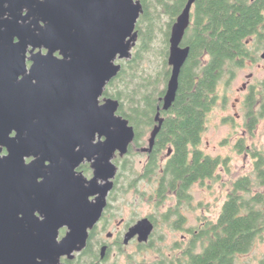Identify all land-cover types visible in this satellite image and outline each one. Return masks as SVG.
<instances>
[{
	"label": "water",
	"instance_id": "water-1",
	"mask_svg": "<svg viewBox=\"0 0 264 264\" xmlns=\"http://www.w3.org/2000/svg\"><path fill=\"white\" fill-rule=\"evenodd\" d=\"M195 1L171 28L164 111L190 54ZM143 11L141 0H0V264H65L86 247L114 184L113 158L136 136L105 89L133 56ZM155 120L143 151L155 146L160 110ZM85 161L90 179L79 171ZM153 229L146 217L131 235L146 241Z\"/></svg>",
	"mask_w": 264,
	"mask_h": 264
},
{
	"label": "trees",
	"instance_id": "trees-1",
	"mask_svg": "<svg viewBox=\"0 0 264 264\" xmlns=\"http://www.w3.org/2000/svg\"><path fill=\"white\" fill-rule=\"evenodd\" d=\"M186 1L141 0L144 11L137 23L138 43L132 58L120 61L122 69L108 83L105 96L120 101L118 113L134 126L139 147L145 144L156 125V114L161 111L164 121L155 152L172 149L174 154L165 166H156L152 160L143 177L151 179L164 167L162 184L176 188L180 182L179 193H186L189 199L187 190L191 185L214 178L219 167L227 164L221 157L204 154L201 139L217 105L219 85L226 76L231 80L253 52L249 37L260 34L259 41L264 45V0L196 1L195 20L183 40V45L190 47V54L181 71L176 99L164 111L162 98L171 74V28ZM133 146L128 157L137 154ZM239 150L252 154V172L232 182L216 218L205 217L192 228L198 230L193 231L180 255L151 264H241L240 256L264 239V151L250 150L243 141ZM126 163L127 179L130 185L135 184L140 173L135 170L133 159L128 158ZM181 222L182 218L174 225L180 227ZM260 262L264 264V259Z\"/></svg>",
	"mask_w": 264,
	"mask_h": 264
},
{
	"label": "rangeland",
	"instance_id": "rangeland-1",
	"mask_svg": "<svg viewBox=\"0 0 264 264\" xmlns=\"http://www.w3.org/2000/svg\"><path fill=\"white\" fill-rule=\"evenodd\" d=\"M162 20L164 22L166 18L163 16ZM254 41L250 44V49L255 56L254 63L251 65V60L243 63L242 67L236 69L235 76L231 80H229V76H226L218 87L219 99L214 110L210 113L200 147L212 156H221L227 159V164L218 169L214 178L194 183L191 186L192 204L186 205L187 222L184 225L186 228H195L205 217L216 218L227 198L232 182L239 176L252 172L254 158L246 150H239L240 141H243L250 150L257 148L264 151V117L253 128H249L245 119L242 118V110L239 106H233L237 102L236 98H243L244 93L239 90L241 91L247 80L254 84H263L264 59L261 54L264 51V45L259 41L258 46V42ZM250 73L253 75L249 76ZM224 93L229 95L227 99L221 98ZM237 113H240V118L237 117ZM245 129H248L247 133L244 132ZM149 136L150 133L146 137L145 145L148 144ZM128 158L134 160L135 170L141 173L146 161L145 154L137 152L135 156L132 155ZM136 188L143 198L139 199L138 194L129 191L116 198L113 205L116 214H114L112 223L109 222L112 224L109 228L112 229L117 223L129 219L131 216L159 214L161 218L155 233L154 244L145 248L143 252H136L134 248H130L128 255L114 256L113 259L118 258L115 264H140L141 261L149 263L155 259L170 258L179 254L190 239L188 231L176 229L175 215L171 220H166V217L161 215L166 208L156 209V201L150 197L154 189L151 181L141 180L140 183L135 184ZM123 218L125 219L122 220ZM261 259H264V239L258 241L253 250L240 256L241 264H260Z\"/></svg>",
	"mask_w": 264,
	"mask_h": 264
},
{
	"label": "flooded vegetation",
	"instance_id": "flooded-vegetation-1",
	"mask_svg": "<svg viewBox=\"0 0 264 264\" xmlns=\"http://www.w3.org/2000/svg\"><path fill=\"white\" fill-rule=\"evenodd\" d=\"M196 1L193 4L192 10H191L190 26L193 24L195 20L194 13H195ZM253 1L255 0H250V2H253ZM187 3H188V0L185 2L180 13L175 17V21L177 20L178 16L181 14V12L183 11ZM254 40L258 42L260 40V34L254 33L253 35L249 37L248 42L251 44L252 41ZM43 52L46 53L47 51L43 49ZM263 53L264 51L262 52L261 57L264 59ZM254 57L255 56L252 52L251 55L244 60V64L248 60H251L252 61L251 65H252L254 63L253 61ZM27 62H28V66L30 67L32 64L31 60L28 59ZM251 75H253V73H250L249 76ZM229 80H230V77H229ZM229 80L228 82H230ZM239 92L244 93L243 98L242 99L236 98L237 102H235L233 106L234 107L239 106V108L242 110V114H241L242 118L245 119V122L248 124L249 128L250 127L253 128L255 124L259 122L262 117H264V80H263V84H254L247 80L243 84V87L241 91L239 90ZM227 97H229L227 93H224L221 96V98L223 99L225 98L227 99ZM241 115L240 113H237L238 118H240ZM247 131L248 129L244 130L245 133H247ZM15 134L16 133L14 132L13 136ZM135 139H136V136H135ZM135 139L130 146L129 152L131 148L134 147L133 145H135L134 150L136 152H142L146 156V161L143 164V171L139 174L140 179L137 182L140 183L141 180L142 181L149 180L153 183L154 189L150 197H152L153 200L156 201V205H157L156 209L160 210V209L166 208L164 209L165 212L161 214L162 216L166 217V220H171V218H173L174 215L176 217L175 222L179 221L182 218L183 222H181L180 227H177L176 229L188 231L190 233V239H191L193 236V231L197 232L198 229L196 228L193 230L190 227H187V228L184 227V225L187 222V217L185 213L186 205L192 204V197L190 193V188L192 185L187 190V195H189V197L191 198L186 199L187 198L186 193L184 195L179 193V189L181 186L180 182L178 183L176 188H171L168 185L162 184L163 177H164V167H163V170L161 169L158 170L151 179H149L148 176L143 177L145 174L144 173L145 169L150 165V162L152 160L156 161V166L157 165L165 166L168 163V161L172 158L174 151L172 149H168V150H162L161 152H155L156 150L155 148H153V150L150 152L143 151V148L149 145V141L147 145L144 144L145 146L142 145L139 147L136 145ZM201 143H202V139H201ZM5 153L6 151L4 150L3 154ZM128 153L122 156L120 152L118 151L115 157L113 158V162L117 166V172H116L115 177L113 178V182H114L113 187L108 192L107 205L103 211V214L101 218L99 219V221L95 224V226L89 230V238L87 240L86 247L81 252L76 253L75 257L72 259H69L67 256L62 257L61 260L65 264H115L117 263L116 261L118 260V258L113 259L114 256L128 255V250L130 248H134V251L136 252L137 251L143 252L145 248H148L149 246L154 244L155 233L158 229L159 219L161 218L159 214L150 213V214H147L141 217L131 216L129 217V219L123 218L122 220L125 219V221L121 223H117L116 226H113L112 229L109 228V226L112 225L109 222L112 223L114 219V214H116L114 213L115 211L113 209V205H114L116 198H118L120 195L128 193V191L134 192L136 193V195L138 194L139 199L143 198L141 194L138 193V189L137 188L135 189L136 183L135 184L133 183L132 185H130L131 182L129 183V181L127 180V173H125L124 169H125V165L127 164L126 162L128 160V155H129ZM204 154H208V153L204 151ZM214 157H221V156H214ZM32 159L33 158H27L26 161L30 162ZM223 159L227 160L225 158ZM189 162H191V155H189ZM79 171L83 172L84 176L88 179L93 177V168L91 167V163L88 161H85L82 163V165L79 168ZM198 182H202V181L199 180L195 183H198ZM100 183H104V181L100 180ZM95 198L96 196H92L91 200H94ZM171 202L172 204H170ZM146 217H148L153 222L154 229L149 235V238L146 241H144L140 239V234L138 233L131 235V230L140 220ZM66 231H67V228L61 229V237L65 235ZM184 240H185V236H184ZM103 250H104V253H103ZM177 255H180V253ZM86 257H90L91 259L89 258V260H87ZM164 259L165 258H163V260ZM161 260L162 258L155 259L149 263L151 264V263L161 261ZM145 263H148V262L141 261L140 264H145Z\"/></svg>",
	"mask_w": 264,
	"mask_h": 264
}]
</instances>
